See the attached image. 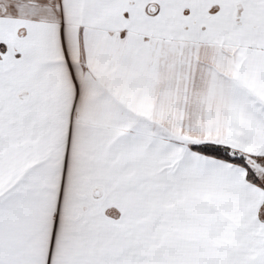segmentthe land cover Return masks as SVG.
Segmentation results:
<instances>
[{
	"label": "snow or ice",
	"instance_id": "obj_1",
	"mask_svg": "<svg viewBox=\"0 0 264 264\" xmlns=\"http://www.w3.org/2000/svg\"><path fill=\"white\" fill-rule=\"evenodd\" d=\"M0 264H264V0H0Z\"/></svg>",
	"mask_w": 264,
	"mask_h": 264
}]
</instances>
